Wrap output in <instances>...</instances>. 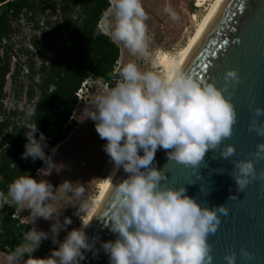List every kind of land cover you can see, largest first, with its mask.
I'll return each instance as SVG.
<instances>
[{
	"label": "clouds",
	"instance_id": "clouds-1",
	"mask_svg": "<svg viewBox=\"0 0 264 264\" xmlns=\"http://www.w3.org/2000/svg\"><path fill=\"white\" fill-rule=\"evenodd\" d=\"M165 12L172 20L179 19L170 7ZM148 19L142 0H110L97 25L98 34L152 65L150 70L141 71L135 62L123 64L117 69L115 84L96 95L91 107L83 110V120L93 121L99 138L106 142L103 151L113 165L106 226L117 238L102 242L100 247L109 264H213L208 236L217 231L218 213L226 216L228 209L223 205L202 206L186 195L184 186H163L167 177L153 161L156 152L163 149L168 161L196 172L206 153L215 151L232 135L237 115L225 93L239 83V77L234 70L226 71L223 87L218 88L214 82L193 78L180 66L162 74L152 59ZM33 115L34 109L28 108L27 116ZM261 117L264 109L255 108L248 130L264 139V120L258 122ZM25 129L21 159H39L44 164L41 172L50 175L58 165L44 151L46 137L35 122ZM55 151L56 148L51 149L52 153ZM234 151L233 146L226 145L219 156L228 160ZM252 156L264 161V143L256 145ZM234 168L231 177L239 192L253 180L264 183V170L257 173L253 160L235 161ZM120 169L128 176L116 180ZM82 185L65 180L54 188L47 180L28 175L9 184L7 194L0 191V207L13 202L26 207L32 216V227L23 235L24 243L4 254V264H80L84 259L82 250L92 247L84 231L91 221H82L79 229L67 231L64 240L58 241L59 233L67 230L72 220L64 217L61 222L60 210L54 209L50 202L56 199L57 192L61 196L82 197L85 192ZM89 208L85 202L74 215H91L96 211L91 208L89 212ZM38 218L52 222L48 232L33 226ZM45 240H51L57 247L47 258H34L33 253ZM240 258L248 261L252 256L241 249ZM223 260L225 264H236L237 256L230 249Z\"/></svg>",
	"mask_w": 264,
	"mask_h": 264
},
{
	"label": "trees",
	"instance_id": "trees-1",
	"mask_svg": "<svg viewBox=\"0 0 264 264\" xmlns=\"http://www.w3.org/2000/svg\"><path fill=\"white\" fill-rule=\"evenodd\" d=\"M109 5V0H0V191L5 194L15 179L28 175L35 179L43 166L39 159H21L25 128L36 123L46 137L44 151L52 157L51 149L77 126L73 119L78 107L75 94L81 85L88 78L104 83L114 78L120 49L97 32L98 21ZM22 19L40 35L31 37L32 51L19 47L16 53L12 40ZM7 77L17 94L16 102L22 100L25 87L20 79L27 81L26 106L21 112L6 111L3 105ZM30 107L34 115L28 117L25 109ZM18 116L22 123L14 121ZM17 209L13 202L0 207V251L5 254L24 243L23 235L31 228L15 218Z\"/></svg>",
	"mask_w": 264,
	"mask_h": 264
},
{
	"label": "water",
	"instance_id": "water-1",
	"mask_svg": "<svg viewBox=\"0 0 264 264\" xmlns=\"http://www.w3.org/2000/svg\"><path fill=\"white\" fill-rule=\"evenodd\" d=\"M228 70L236 71L239 77V83L225 93L237 115L231 137L215 151L206 153L196 172L168 161L163 149L156 152L153 164L167 177L163 186H184L186 195L202 206L223 205L228 209L226 216L218 213L217 231L208 236L213 264H225L223 257L230 249L237 256L236 264H264V183L253 180L239 192L231 177L235 161L253 160L257 173L264 170V161L254 160L252 156L256 145L264 143V139L248 130L253 110L264 109V0H230L185 72L221 88ZM226 145L235 150L228 160L219 156ZM127 176L123 171L119 180ZM229 196L236 198L229 199ZM108 212L106 200L86 234L92 247L82 250L84 259L80 264H109L108 256L100 247L102 242L117 238L106 226ZM241 249L249 252L252 259L243 261Z\"/></svg>",
	"mask_w": 264,
	"mask_h": 264
},
{
	"label": "rangeland",
	"instance_id": "rangeland-1",
	"mask_svg": "<svg viewBox=\"0 0 264 264\" xmlns=\"http://www.w3.org/2000/svg\"><path fill=\"white\" fill-rule=\"evenodd\" d=\"M142 5L149 16L146 24L151 37L149 47L152 52V59L156 61V69L162 73V70L158 67L157 59L159 55L162 53L173 55L184 46L195 29L196 22L193 21V17L199 20L203 16L206 7L197 8V0H142ZM168 7L176 12L179 17L178 20L174 21L170 19L169 15L165 12V8ZM19 25V33L12 40L17 45L14 48V52L17 53V48L19 47H24L32 51L30 46L31 37L34 34L39 37L40 31L33 32V25L28 24L24 19L21 20ZM116 45L120 49V59L117 66L121 67L123 64L132 61L138 65L141 71L151 69L152 65L149 60L133 57L122 46ZM39 47L42 48L41 45ZM19 59L25 61L23 56H20ZM35 61L37 63V60ZM14 62L12 59V69ZM25 74L23 72V75ZM20 82H23L25 87L23 89V95H21L22 100L16 102L15 96L17 94L13 91L11 79L9 77L6 78L4 88L6 97L3 101L6 111L17 109L21 112L26 106L24 93L26 91L27 81L23 77L20 79ZM86 86L91 87V93H89L85 101L78 104L76 112L73 115L77 126L67 139L60 144L61 147H57L55 153L52 154V160L58 166L50 175H47V171L41 172L44 169V164L35 173L36 180H47L54 188L59 186L63 181L69 180L83 184L82 186L85 189L84 195L80 198H76L71 194L61 196L57 192L55 193L56 199L50 202L54 209L60 210L59 218L61 222L64 217L72 220V224L67 227V230L59 233L57 237L58 241L64 240L67 231L77 228L84 213H80L78 217L74 215L76 209H79L85 202L90 205L92 198L97 194V184L105 179L112 166L110 158L103 151V145L106 142L99 138L95 131L94 122L91 120H83V110L91 107V101L94 97L102 94L105 89L96 81H90ZM25 113L27 114L26 109ZM14 121L16 123H22L23 118L18 116ZM14 216L20 223L28 224L32 227V216L26 207L18 206ZM51 223V221L38 218L33 226L39 231L48 232ZM55 247L57 246H54L51 240H45L39 249L33 253V257L47 258ZM4 254L0 251V264H4Z\"/></svg>",
	"mask_w": 264,
	"mask_h": 264
},
{
	"label": "bare ground",
	"instance_id": "bare-ground-1",
	"mask_svg": "<svg viewBox=\"0 0 264 264\" xmlns=\"http://www.w3.org/2000/svg\"><path fill=\"white\" fill-rule=\"evenodd\" d=\"M229 1L230 0H197L196 7H206V9L203 16L199 20H197L196 17H193V21L196 22L193 33L187 39L184 46H182L175 54L170 55L162 53L157 59L158 67L162 70L164 75L169 74L176 66H180L184 71L186 70L187 66L221 16ZM60 147L61 145L58 146V148ZM112 168L113 165L110 167L105 179L97 184V194L91 200L89 212H91V208H95L96 211L91 213V215L84 213V216L81 218L79 225L76 228L79 229L81 227L82 221L90 220V225L84 229L86 234L107 200V194L109 191V175L112 173ZM122 174L123 169H120L116 173L115 179L119 180ZM104 185H107V187H102Z\"/></svg>",
	"mask_w": 264,
	"mask_h": 264
},
{
	"label": "built area",
	"instance_id": "built-area-1",
	"mask_svg": "<svg viewBox=\"0 0 264 264\" xmlns=\"http://www.w3.org/2000/svg\"><path fill=\"white\" fill-rule=\"evenodd\" d=\"M15 61V59H13ZM119 68V66L116 65V67L114 68V78L111 80V83H104L103 82V88H107L109 86H113L116 82V80L118 79L117 76V69ZM90 81H96L98 83L101 84L100 80H93L92 78H88L86 79V81L81 85V87L79 88V90L76 92L75 96L78 100V104L82 103L83 101H85V99L88 97L89 93H91V87L86 86L88 82Z\"/></svg>",
	"mask_w": 264,
	"mask_h": 264
},
{
	"label": "snow or ice",
	"instance_id": "snow-or-ice-1",
	"mask_svg": "<svg viewBox=\"0 0 264 264\" xmlns=\"http://www.w3.org/2000/svg\"><path fill=\"white\" fill-rule=\"evenodd\" d=\"M245 7H247V6L245 5ZM205 67H207V65H205ZM102 187L106 188V187H107V185H104V186H102Z\"/></svg>",
	"mask_w": 264,
	"mask_h": 264
}]
</instances>
